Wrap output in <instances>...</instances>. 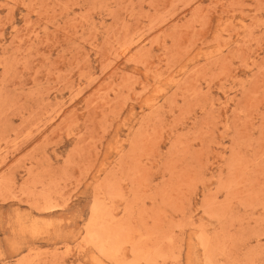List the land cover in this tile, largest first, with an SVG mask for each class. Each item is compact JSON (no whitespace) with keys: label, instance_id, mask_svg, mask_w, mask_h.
<instances>
[{"label":"rangeland","instance_id":"1","mask_svg":"<svg viewBox=\"0 0 264 264\" xmlns=\"http://www.w3.org/2000/svg\"><path fill=\"white\" fill-rule=\"evenodd\" d=\"M0 264H264V0H0Z\"/></svg>","mask_w":264,"mask_h":264}]
</instances>
